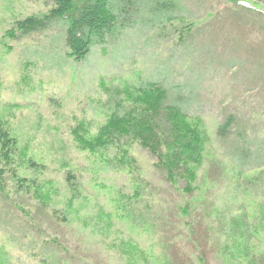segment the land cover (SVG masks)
<instances>
[{
  "label": "rangeland",
  "instance_id": "1",
  "mask_svg": "<svg viewBox=\"0 0 264 264\" xmlns=\"http://www.w3.org/2000/svg\"><path fill=\"white\" fill-rule=\"evenodd\" d=\"M180 3L183 20L143 19L76 60L64 21L17 30L53 0H0V127L15 142L9 163L0 147V264H261L264 194L240 183L264 190V164L234 158L264 157V0ZM151 77L206 135L191 188L138 143L91 152L75 140L106 120L107 87Z\"/></svg>",
  "mask_w": 264,
  "mask_h": 264
},
{
  "label": "trees",
  "instance_id": "2",
  "mask_svg": "<svg viewBox=\"0 0 264 264\" xmlns=\"http://www.w3.org/2000/svg\"><path fill=\"white\" fill-rule=\"evenodd\" d=\"M53 1L54 7L49 13L37 18L28 16L18 21L17 30L29 34L44 30L58 20L64 21L67 24L66 44L70 49L69 56L76 60L84 59L90 53L91 47L102 41L105 34H108L109 39H114L126 27L136 28L133 24H140L143 19H154L152 25L157 26L161 22L166 24L184 18L180 0ZM244 8L249 10L248 7ZM191 24L192 22L184 23L182 30L190 28ZM107 88L104 87L107 89L108 98L103 104L106 120L92 137L78 132L75 137L77 145L91 152H99L112 145L138 143L156 158L157 166L168 179H183L185 187L191 188L189 179L194 177L193 167L199 165L203 159L206 135L200 127L190 123L189 107L181 98L182 94L176 93L173 99H169L167 86L154 77L146 78L136 86ZM232 122L233 119L227 116L218 125L217 134L221 139L230 135ZM240 136L244 141V135ZM1 146L3 160L9 163L15 142L0 127ZM261 153L264 154V150ZM252 155L255 153H249L248 150L246 153L242 147L237 149L234 159L242 169L249 167V163L252 166L264 164V157L259 162L249 160ZM257 181L258 177L253 181L243 179L240 185L247 183L253 187L255 193L262 191L264 194ZM135 196L136 194L131 195L130 199ZM126 215L131 216L129 212ZM258 218V227L260 230L264 229V201L258 205ZM260 260L264 264V252Z\"/></svg>",
  "mask_w": 264,
  "mask_h": 264
}]
</instances>
